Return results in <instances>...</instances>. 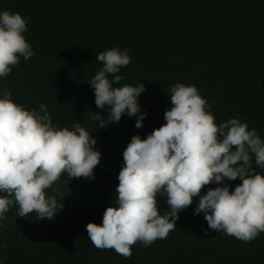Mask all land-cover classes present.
<instances>
[{
    "label": "trees",
    "instance_id": "16d2710c",
    "mask_svg": "<svg viewBox=\"0 0 264 264\" xmlns=\"http://www.w3.org/2000/svg\"><path fill=\"white\" fill-rule=\"evenodd\" d=\"M3 10L28 21L24 36L35 55L20 57L0 78V98L9 91L30 111L45 104L56 129L79 123L101 158L94 178L68 180L65 173L53 185L65 196L54 219L20 218L9 210L0 221V257H6L0 264H264V232L244 242L208 229L203 214L194 215L199 197L178 213L166 238L147 247L138 242L127 259L97 249L85 230L116 206L123 151L133 135L145 139L166 123L174 84L194 85L217 125L239 118L264 140V0H0ZM113 47L132 57L118 73L125 79L113 87L143 83L146 89L138 97L147 113L142 128L135 127L140 113L107 127L97 128L93 119L95 113L106 118L108 108H97L88 81L102 68L96 54ZM253 168L264 175L254 160ZM223 183L232 191L241 181ZM217 186L223 185L211 183L201 195ZM157 201L161 215L169 210L166 196Z\"/></svg>",
    "mask_w": 264,
    "mask_h": 264
},
{
    "label": "clouds",
    "instance_id": "9594fccd",
    "mask_svg": "<svg viewBox=\"0 0 264 264\" xmlns=\"http://www.w3.org/2000/svg\"><path fill=\"white\" fill-rule=\"evenodd\" d=\"M28 21L19 13L0 11V78L35 53L26 41ZM102 68L88 81L94 89L95 105L108 108L106 118L93 114L98 127L119 122L122 115L137 116L142 128L146 112H140L138 97L144 84H119L118 74L131 63L127 49L113 47L96 54ZM109 76L112 79H109ZM164 123L145 139L133 135L123 151L114 206L104 210L101 224L85 225L87 237L97 249H114L125 259L138 242L147 247L164 239L176 227L178 213L199 197L194 215L203 214L208 229L249 242L264 232V140L247 123L231 118L219 125L206 111L207 101L194 85L176 83ZM96 140L79 123L56 129L45 104L40 111L26 110L4 91L0 98V221L10 209L20 218L35 213L36 220L54 219L63 208V193L54 188L63 174L71 178L93 177L101 153ZM234 149V150H233ZM239 178L234 190L224 184ZM208 188L206 194L201 190ZM52 189L55 195H46ZM166 196L169 210L158 209L157 196ZM207 232V229L204 230ZM6 259V257H0Z\"/></svg>",
    "mask_w": 264,
    "mask_h": 264
}]
</instances>
